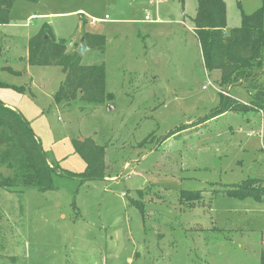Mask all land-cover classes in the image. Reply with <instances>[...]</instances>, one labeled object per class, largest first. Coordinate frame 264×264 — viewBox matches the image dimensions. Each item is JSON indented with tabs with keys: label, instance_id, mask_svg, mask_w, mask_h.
<instances>
[{
	"label": "rangeland",
	"instance_id": "374dc122",
	"mask_svg": "<svg viewBox=\"0 0 264 264\" xmlns=\"http://www.w3.org/2000/svg\"><path fill=\"white\" fill-rule=\"evenodd\" d=\"M224 1L229 31L262 6ZM196 11L197 0L14 4L0 25V100L30 124L51 166L83 173L73 140L91 138L112 172L82 185L61 177L46 193L0 188V264H260L264 201L221 190L264 181V113L209 119L222 94L247 105L251 96L205 68ZM45 22L68 45L106 36L107 51L85 53L82 64L107 66L110 102L56 100L62 68L24 59ZM182 191L201 198L181 200Z\"/></svg>",
	"mask_w": 264,
	"mask_h": 264
},
{
	"label": "trees",
	"instance_id": "16d2710c",
	"mask_svg": "<svg viewBox=\"0 0 264 264\" xmlns=\"http://www.w3.org/2000/svg\"><path fill=\"white\" fill-rule=\"evenodd\" d=\"M17 1L21 0H0V25L9 23L11 10ZM23 1L37 3L42 0ZM192 23L205 68L219 72L222 87L231 89L245 85L251 96L247 105L222 94L220 105L211 111L209 119L227 112L250 109L264 113V82L261 79L264 61V0L254 13H243L240 27L231 31L228 30L224 0H197V11ZM83 37L88 47L105 53V35L84 33ZM78 47L79 44L69 50L67 42L59 39L54 28L45 22L28 41L27 62L34 67L62 68L65 80L55 95L58 102L70 103L78 98L88 104L102 105L110 102L113 97L106 89L105 64L83 65V55L77 52ZM5 69L11 70L9 67ZM0 86H3L1 82ZM73 147L86 163L85 171L81 174L51 166L30 124L18 111L0 100V188L13 192L35 187L39 192L46 193L58 190L57 180L61 177L77 180L79 185L110 177L112 170L106 164V147L98 145L91 138L75 139ZM5 169L10 172L6 176L3 174ZM221 192L238 199L252 197L261 202L264 201V181L248 180ZM180 197L181 200H200L201 195L182 191ZM132 203L144 214L137 202ZM260 264H264V250L261 252Z\"/></svg>",
	"mask_w": 264,
	"mask_h": 264
},
{
	"label": "crops",
	"instance_id": "0c3cea01",
	"mask_svg": "<svg viewBox=\"0 0 264 264\" xmlns=\"http://www.w3.org/2000/svg\"><path fill=\"white\" fill-rule=\"evenodd\" d=\"M44 0H42V1H40V2H43ZM38 3V2H37ZM39 17H42V16H39ZM43 19V18H42ZM82 20H84L83 18H82ZM191 30H192V33L195 35V33H194V28H193V25H192V27H191ZM54 31H55V34H56V30L54 29ZM56 36H57V34H56ZM196 36V35H195ZM80 37H83V34H81V36ZM81 41V40H80ZM77 42H74L73 44H70V45H68V47H69V50H73V48L75 47V45H77L76 44ZM81 43V42H80ZM80 45V44H79ZM87 47H88V45H87ZM88 51L87 52H89V51H97V50H95V49H93V48H90V47H88ZM201 50V49H200ZM107 51V50H106ZM86 52V53H87ZM146 54L148 53V52H145ZM27 56H28V54H27ZM27 56L24 58V59H26L27 58ZM201 56H202V53H201ZM202 60H203V57H202ZM106 69H107V66H106Z\"/></svg>",
	"mask_w": 264,
	"mask_h": 264
},
{
	"label": "water",
	"instance_id": "95a60500",
	"mask_svg": "<svg viewBox=\"0 0 264 264\" xmlns=\"http://www.w3.org/2000/svg\"><path fill=\"white\" fill-rule=\"evenodd\" d=\"M85 41H86L85 38L82 37L81 38V41H80L81 43H80V45H79V47L77 49V52L80 55H84L89 50L88 47H87V45H86V42Z\"/></svg>",
	"mask_w": 264,
	"mask_h": 264
},
{
	"label": "built area",
	"instance_id": "2783aa9c",
	"mask_svg": "<svg viewBox=\"0 0 264 264\" xmlns=\"http://www.w3.org/2000/svg\"><path fill=\"white\" fill-rule=\"evenodd\" d=\"M204 88H206V87H204Z\"/></svg>",
	"mask_w": 264,
	"mask_h": 264
}]
</instances>
